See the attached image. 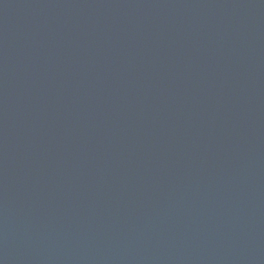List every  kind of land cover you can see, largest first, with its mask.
<instances>
[{"label":"water","instance_id":"1","mask_svg":"<svg viewBox=\"0 0 264 264\" xmlns=\"http://www.w3.org/2000/svg\"><path fill=\"white\" fill-rule=\"evenodd\" d=\"M0 264H264V0H0Z\"/></svg>","mask_w":264,"mask_h":264}]
</instances>
